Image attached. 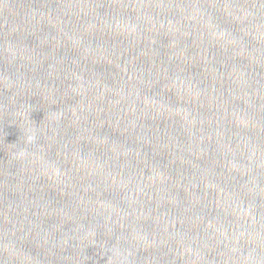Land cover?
<instances>
[{"label": "water", "instance_id": "95a60500", "mask_svg": "<svg viewBox=\"0 0 264 264\" xmlns=\"http://www.w3.org/2000/svg\"><path fill=\"white\" fill-rule=\"evenodd\" d=\"M0 264H264V0H0Z\"/></svg>", "mask_w": 264, "mask_h": 264}]
</instances>
